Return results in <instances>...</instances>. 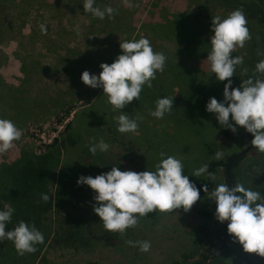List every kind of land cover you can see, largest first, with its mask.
<instances>
[{"label":"rangeland","instance_id":"1","mask_svg":"<svg viewBox=\"0 0 264 264\" xmlns=\"http://www.w3.org/2000/svg\"><path fill=\"white\" fill-rule=\"evenodd\" d=\"M237 1L246 6H235ZM130 2L131 8L124 0H96L95 6L116 9L114 18L106 15L100 20L84 11V0H12V7L8 5L5 10L9 16L0 25V119L11 120L23 134L12 149L0 155V163L16 160L22 153H38L53 138H59L63 151H71L72 161L79 163L81 156L87 167L94 156L89 151L81 154V144L92 146L103 139L110 147L95 154L100 162L88 168L95 176L115 166L120 171H155L161 153L164 158L179 159L185 175H192L203 164L220 161L211 192L220 183L228 184L224 166L228 157L244 152L232 170L233 187L235 183L243 184L264 198V153L252 147V134L240 126L233 134L221 128L215 114L206 111L210 98L223 102L227 83L216 79L207 61L214 35L212 18L224 19L242 9L248 21L251 41L231 54L232 58H243L231 78L232 87H240L249 78L264 80V74L256 71L257 63L264 60V55H258L264 53V0ZM253 12L261 16L256 18ZM41 24L46 26L47 34L42 33ZM141 37L149 39L154 52L166 56V66L163 73L157 72L151 88L144 86L139 101L133 100L121 110L137 121V132L120 133L118 117L122 112L117 110L113 116L107 113L111 105L103 89L84 85L81 75L88 71L99 76L100 64L115 61L123 54L120 43ZM169 62L184 66V73L180 77L171 75L166 69ZM101 92L94 108L107 114L97 124L98 118L81 111ZM165 97L173 98V109L163 119H156L150 112L155 111L156 101ZM68 111L71 114L66 117ZM77 113L80 117L75 121ZM72 120L75 130L69 138L72 129L68 132L65 125ZM217 151L223 153L220 160L214 159ZM52 176L51 189L58 178L57 173ZM208 193L189 212L183 208L171 213L157 210L141 218L135 228L127 229L126 235L109 234L92 248L48 249L44 255L55 264H204L203 247L210 241L218 257L216 264H264V258L245 253L233 237L224 236V241L217 238L220 233H228V222L221 224L215 219L216 204ZM87 205H91L88 229L94 231L103 222L94 215L95 205ZM208 209L210 216L204 213ZM127 241H149L151 249L141 252ZM224 245L226 255L221 252Z\"/></svg>","mask_w":264,"mask_h":264},{"label":"clouds","instance_id":"2","mask_svg":"<svg viewBox=\"0 0 264 264\" xmlns=\"http://www.w3.org/2000/svg\"><path fill=\"white\" fill-rule=\"evenodd\" d=\"M124 4L129 8L133 7L130 0H124ZM95 5L96 0H84L83 9L100 20L106 15L114 18L116 9L111 6L102 9ZM211 23L214 35L210 40L212 48L207 61L216 79L227 83L224 85L223 102L210 98L206 111L215 114L221 128L231 130L233 134L237 133L236 126L251 133L252 147L259 153H264V80L253 81L249 78L243 80L237 88L232 87L231 80L236 66L243 63L242 57L232 58L231 54L236 48H245L252 39L247 18L242 9H236L224 19L219 16L212 18ZM40 27L42 33L47 34L46 26L41 24ZM120 49L123 54L112 64H100L102 71L99 76L88 71L81 75L84 85L103 89L113 111H121L133 100L139 101L144 86L151 88L157 72L163 73L167 59L163 53L154 52L149 39L144 37L120 43ZM256 71L264 74V60L257 63ZM172 109L173 98H160L156 101L155 111H151L150 115L163 119ZM123 113L118 117V131L136 133L139 127L137 121ZM22 134V130L11 120L0 119V155L12 149L14 142L19 141ZM92 140L95 141V138ZM109 147V144L100 139L98 143H93L89 151L95 155L98 150L106 152ZM160 156L161 160L155 165V171H120L115 166L111 171L94 178L79 177L78 186L87 185L96 193L94 200L99 206H94L93 211L103 222L105 230L123 236L127 229L138 226L140 219L149 213L157 210L171 213L180 208L189 212L200 199V190L184 174L182 162L173 156L164 158V153ZM222 158L223 153L217 151L214 159ZM205 174L211 180L216 179L215 174L208 171V164L194 170L192 175L201 177ZM203 191L208 192L206 185ZM208 194L216 204L215 219L221 224L228 222L229 236L242 246L245 253H254L264 258V198L260 193L245 188L243 184L235 183L234 187L229 188L227 183H220ZM41 200L46 203L49 196L41 194ZM14 211L11 205H6V209L0 211V242L11 241L19 256L35 253L38 250L36 245L44 243V235L34 225L30 226L24 221H20L13 230L6 231ZM127 243L138 246L145 253L151 249L149 241Z\"/></svg>","mask_w":264,"mask_h":264},{"label":"trees","instance_id":"3","mask_svg":"<svg viewBox=\"0 0 264 264\" xmlns=\"http://www.w3.org/2000/svg\"><path fill=\"white\" fill-rule=\"evenodd\" d=\"M11 3L12 0H0V25H4L8 18L9 15L5 10L8 8V5L12 7ZM235 6L244 7L246 4L237 1ZM244 11L246 12L247 10L244 9ZM252 14L256 18L261 16L256 12ZM113 62L114 59L106 61L109 65ZM166 69L171 71V75L176 74L177 77H180L181 72L186 68L182 65H175L173 62H169ZM155 90L159 91L160 88L157 87ZM102 92L97 95L93 103L81 111V113H85L89 117L93 114V118H98V121L95 122L97 124L103 115L109 112H111L109 113L111 116L115 114V111L111 110L112 105L107 110V113L105 111L104 114L95 110V102ZM96 113L98 117H96ZM70 114L71 112L68 111L66 117ZM79 117L80 115L77 113L74 116V120L76 121ZM74 120L65 125V130L69 132L72 129V123H75ZM84 120L87 119L85 118ZM97 124L96 129L98 128ZM74 130V128L71 130L69 138L73 135ZM160 132H163V128L160 129ZM60 142L59 138H53L38 153H22L21 157L16 160L0 163V211L5 210L6 205H11L15 209L6 231L13 230L18 226L20 221H24L30 226L34 225L44 235V243L36 245L38 250L32 254L25 253L23 256L17 254L11 241L5 240L0 242V264H55L54 262H50L44 255L46 250L88 249L92 248L93 244L102 238L109 236V234H114L105 230L101 222H99L96 230L88 229L87 215L91 205L87 204L93 203L95 206L99 205L94 200L96 193L93 190L87 185L78 186L77 184L81 176L95 177L88 168H93L91 165L98 164L100 157L93 155L94 158H92L90 166L88 165L89 167L85 166L81 156L78 159L79 163H75L71 159V151H63ZM81 145V154H85L91 147L89 143H82ZM243 156L244 152L231 155L224 165L226 168L229 164L232 179L234 178L232 170L243 159ZM220 164V161H211L208 164V171L215 174ZM53 173H57L58 178L56 186L51 189ZM187 176H189L190 182L195 184L197 189L200 190V197L205 196L210 191L212 180L207 175L205 178L193 175ZM204 185L207 186L208 192L203 191ZM41 194L49 196V200L46 203L41 200ZM204 213L206 216H210L211 210L208 209ZM94 215L97 217L95 213ZM225 231L226 229H223L222 232ZM203 235L207 236L206 233H203ZM224 236L228 238L229 234L226 232L220 233L217 235V238L224 241L222 240ZM208 239L210 240V238ZM203 249L202 257L204 264H216L215 260L218 257H215L216 250L213 243L209 241ZM221 252L222 255L227 254L225 245L222 247Z\"/></svg>","mask_w":264,"mask_h":264},{"label":"water","instance_id":"4","mask_svg":"<svg viewBox=\"0 0 264 264\" xmlns=\"http://www.w3.org/2000/svg\"><path fill=\"white\" fill-rule=\"evenodd\" d=\"M248 135H249V133H248ZM225 171H226V178H227V181H228L229 188H232L233 187V179L230 176L229 164L226 166Z\"/></svg>","mask_w":264,"mask_h":264},{"label":"flooded vegetation","instance_id":"5","mask_svg":"<svg viewBox=\"0 0 264 264\" xmlns=\"http://www.w3.org/2000/svg\"><path fill=\"white\" fill-rule=\"evenodd\" d=\"M222 240H224V239L222 238Z\"/></svg>","mask_w":264,"mask_h":264}]
</instances>
